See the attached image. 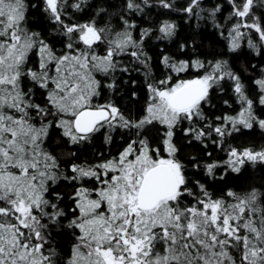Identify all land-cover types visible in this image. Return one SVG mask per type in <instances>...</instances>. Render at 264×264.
I'll list each match as a JSON object with an SVG mask.
<instances>
[{"label":"snow or ice","instance_id":"6c2138e0","mask_svg":"<svg viewBox=\"0 0 264 264\" xmlns=\"http://www.w3.org/2000/svg\"><path fill=\"white\" fill-rule=\"evenodd\" d=\"M0 264H264V0H0Z\"/></svg>","mask_w":264,"mask_h":264},{"label":"trees","instance_id":"16d2710c","mask_svg":"<svg viewBox=\"0 0 264 264\" xmlns=\"http://www.w3.org/2000/svg\"><path fill=\"white\" fill-rule=\"evenodd\" d=\"M258 141H259V139H260V136H259V133L257 132V135H256V137H255ZM251 169H249V172L248 173H246V175H249L250 173H251ZM257 173L259 174V169H257ZM236 183H239V181H237ZM61 238H59V237H57V240H60Z\"/></svg>","mask_w":264,"mask_h":264}]
</instances>
